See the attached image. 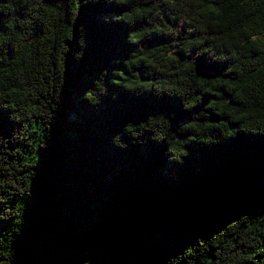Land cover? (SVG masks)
<instances>
[{"label":"trees","instance_id":"16d2710c","mask_svg":"<svg viewBox=\"0 0 264 264\" xmlns=\"http://www.w3.org/2000/svg\"><path fill=\"white\" fill-rule=\"evenodd\" d=\"M0 264H264V0H0Z\"/></svg>","mask_w":264,"mask_h":264},{"label":"water","instance_id":"95a60500","mask_svg":"<svg viewBox=\"0 0 264 264\" xmlns=\"http://www.w3.org/2000/svg\"><path fill=\"white\" fill-rule=\"evenodd\" d=\"M180 206V211L176 210V206ZM172 217L182 219L187 227L194 232H208L213 226H223L224 221L219 218H210L202 214L198 207L179 200L170 210Z\"/></svg>","mask_w":264,"mask_h":264},{"label":"bare ground","instance_id":"6f19581e","mask_svg":"<svg viewBox=\"0 0 264 264\" xmlns=\"http://www.w3.org/2000/svg\"><path fill=\"white\" fill-rule=\"evenodd\" d=\"M176 210L180 211V206L177 205L176 206Z\"/></svg>","mask_w":264,"mask_h":264}]
</instances>
